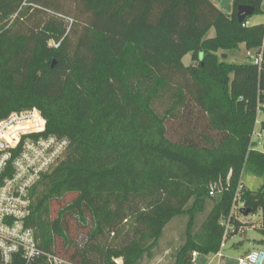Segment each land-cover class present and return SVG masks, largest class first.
I'll use <instances>...</instances> for the list:
<instances>
[{
    "label": "trees",
    "instance_id": "obj_1",
    "mask_svg": "<svg viewBox=\"0 0 264 264\" xmlns=\"http://www.w3.org/2000/svg\"><path fill=\"white\" fill-rule=\"evenodd\" d=\"M263 2L231 0L227 15L210 0H0V121L36 109L47 135L69 140L33 192L41 250L71 264H142L185 215L169 264H192L220 252L221 222L245 225L237 204L264 224V186L241 183L264 180V25L247 24ZM240 6L254 10L243 22ZM240 45L263 47L262 63L218 54Z\"/></svg>",
    "mask_w": 264,
    "mask_h": 264
},
{
    "label": "built area",
    "instance_id": "obj_2",
    "mask_svg": "<svg viewBox=\"0 0 264 264\" xmlns=\"http://www.w3.org/2000/svg\"><path fill=\"white\" fill-rule=\"evenodd\" d=\"M262 55L263 47L251 62L260 65ZM45 127L36 109L12 113L0 121V264H37L41 259L49 264H71L41 250L29 225L36 186L69 149L68 139L47 135ZM256 136V144L261 146L262 135L258 132ZM221 226L224 238L242 235L245 228H236L229 221ZM237 264H264V251L254 249Z\"/></svg>",
    "mask_w": 264,
    "mask_h": 264
},
{
    "label": "rangeland",
    "instance_id": "obj_3",
    "mask_svg": "<svg viewBox=\"0 0 264 264\" xmlns=\"http://www.w3.org/2000/svg\"><path fill=\"white\" fill-rule=\"evenodd\" d=\"M231 4V3H230ZM248 24L250 26L254 25H264V3L261 6V13L258 15H254L249 18ZM214 36V29H211L208 34L206 35V38H212ZM243 46V45H240ZM226 54V62L229 63H235L238 65L241 64H247L250 62V58L254 57V52L250 51L249 56L247 55V50L244 47H240L237 50L232 51H220L218 53ZM183 64L185 66H188L190 64V55H186L183 60ZM161 104L165 103V99H162ZM158 103V107L160 108L161 105ZM262 119L261 114L258 115L257 123L255 127V136H253V141L257 140V134L259 132V123ZM241 183L246 186L248 190L256 191L259 190L264 186V180L253 176L249 173H243L241 177ZM211 205H208L203 213L198 215L195 227L192 231L193 236L198 240V238L203 236V233L205 232V222L207 215L211 209ZM241 208V204H237L235 208V212L237 214V210ZM238 220L243 224L245 228L244 236H237L238 234H230L227 239L234 236V238L231 240V242H227V246L222 249V258L219 255H200L197 254L196 258H194L192 264H236L235 257L237 253H231V243L243 240L242 245L243 247L239 250L240 253H243L246 249L249 248H257V249H263L264 247L262 243L257 242L256 244H253L252 241L249 239L257 237L261 238L262 233L261 231L264 228V224L261 219V214L258 212L256 214H249L248 216H243L240 214L237 216ZM188 219L187 216H180L176 219H174L172 222H170L161 237V239L158 241L156 248L153 249L152 257L150 259H144L142 264H169L171 256H174V253L184 243V235L186 231V223Z\"/></svg>",
    "mask_w": 264,
    "mask_h": 264
},
{
    "label": "crops",
    "instance_id": "obj_4",
    "mask_svg": "<svg viewBox=\"0 0 264 264\" xmlns=\"http://www.w3.org/2000/svg\"><path fill=\"white\" fill-rule=\"evenodd\" d=\"M222 13H224V14H227V15H229L230 13H231V11H232V8H231V0H210ZM264 3V2H263ZM240 47H244V46H239V48ZM238 48V49H239ZM250 51H252V52H254V56L256 55V50H250ZM250 51H247V55L249 56V53H250ZM250 57V56H249ZM254 57L252 56L251 58H250V61L253 59ZM243 185V184H242ZM244 186V185H243ZM244 187H246V186H244ZM244 224V223H243ZM264 229V228H263ZM245 234H242V235H237V236H244ZM234 238V236L233 237H231V238H229V239H227V240H225L224 242H223V244H222V247H221V249H220V252H219V254H217V255H219L221 258H222V255H221V253H222V249H224L226 246H227V242H231V240ZM250 241H252L253 242V244H256L257 242H260L261 240H262V237L261 238H257V237H254V238H251V239H249ZM241 242H243V240H240V241H236V242H233V243H231V253H237V255H236V257H235V262H236V264H237V260L239 259V258H241V257H243V256H245L247 253H249L250 251H252V250H254V249H257V248H254L253 247V249L252 248H249V249H246L243 253H240L239 252V250L243 247V245H242V243ZM262 248H264V247H262ZM261 250H263V249H261ZM194 258H196V255H195V257Z\"/></svg>",
    "mask_w": 264,
    "mask_h": 264
},
{
    "label": "water",
    "instance_id": "obj_5",
    "mask_svg": "<svg viewBox=\"0 0 264 264\" xmlns=\"http://www.w3.org/2000/svg\"><path fill=\"white\" fill-rule=\"evenodd\" d=\"M254 10L248 6H240L237 9L236 18L238 22H243L247 17L251 16L253 14ZM240 214L243 216H248L250 211L246 210L245 208H240ZM114 262L116 264H123L122 259H115Z\"/></svg>",
    "mask_w": 264,
    "mask_h": 264
}]
</instances>
